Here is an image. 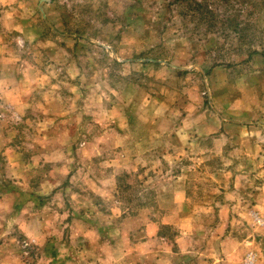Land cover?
Returning a JSON list of instances; mask_svg holds the SVG:
<instances>
[{
  "label": "rangeland",
  "instance_id": "rangeland-1",
  "mask_svg": "<svg viewBox=\"0 0 264 264\" xmlns=\"http://www.w3.org/2000/svg\"><path fill=\"white\" fill-rule=\"evenodd\" d=\"M173 218L150 249L264 264V0H0V264H109Z\"/></svg>",
  "mask_w": 264,
  "mask_h": 264
},
{
  "label": "crops",
  "instance_id": "crops-1",
  "mask_svg": "<svg viewBox=\"0 0 264 264\" xmlns=\"http://www.w3.org/2000/svg\"><path fill=\"white\" fill-rule=\"evenodd\" d=\"M155 141H148L145 138H138L130 142V145L133 146H147L152 145ZM159 144V143H158ZM140 147V148H145ZM179 194V191H174ZM183 193V192H182ZM179 196V195H178ZM182 199L173 200L174 203L177 201H181ZM172 201V202H173ZM170 205H172L170 203ZM169 205V206H170ZM163 206V205H162ZM222 214L219 216V221L217 223V228H215L211 234L210 239L226 241L232 240L233 238L226 234V228L230 223V220H225L223 209L225 205H220ZM164 207V206H163ZM177 217V216H176ZM173 218L172 220H144L140 226L137 228H125L124 230L121 228L120 234L126 235L129 239L130 236L133 239H138V242L135 243L132 247L129 248H114V252L109 254V258L111 259L109 264H147L151 261L152 264H259L261 261L259 260V256L252 251L246 252V254H238L236 253H227L223 250V254H219L218 252H207L208 254H199L200 258L192 257L190 251H185L183 249L180 250L181 253L174 250H166V253H169V256H165V253L160 252L159 250H155L150 247V242L152 240H158L162 242H166L167 237L164 233L160 232V227L168 228V227H176V231H179L181 235L180 238H177L174 241V245L177 244L179 246L180 241L184 240V238L189 237L186 236L187 231L184 230V226L182 221L178 218ZM118 231V230H117ZM119 233V232H117ZM234 241V240H233ZM232 241V242H233ZM238 242V239L235 240ZM135 246V247H134ZM113 251V250H111ZM222 253V251H221ZM101 255V253H99ZM178 255H181L178 257ZM79 253L76 251V256L73 258L72 262L76 264H82V262H78Z\"/></svg>",
  "mask_w": 264,
  "mask_h": 264
}]
</instances>
